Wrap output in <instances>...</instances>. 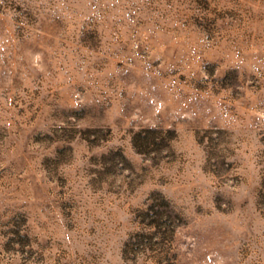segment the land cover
<instances>
[{"label":"rangeland","instance_id":"obj_1","mask_svg":"<svg viewBox=\"0 0 264 264\" xmlns=\"http://www.w3.org/2000/svg\"><path fill=\"white\" fill-rule=\"evenodd\" d=\"M0 264H264V0H0Z\"/></svg>","mask_w":264,"mask_h":264}]
</instances>
